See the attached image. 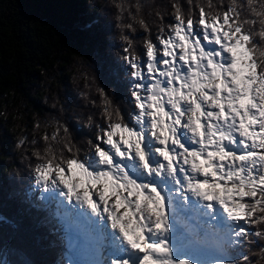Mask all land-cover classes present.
Wrapping results in <instances>:
<instances>
[{"label": "snow or ice", "instance_id": "1", "mask_svg": "<svg viewBox=\"0 0 264 264\" xmlns=\"http://www.w3.org/2000/svg\"><path fill=\"white\" fill-rule=\"evenodd\" d=\"M175 21L159 46L147 42L146 73L138 57L128 58L138 129L111 124L99 137L111 151L97 146L91 162L49 160L35 169L37 186L110 226V264H187L166 243L174 194L157 180L171 182L202 215L232 222L220 236L225 248L250 235L244 225L264 221V73L252 38L233 26L230 9Z\"/></svg>", "mask_w": 264, "mask_h": 264}, {"label": "trees", "instance_id": "2", "mask_svg": "<svg viewBox=\"0 0 264 264\" xmlns=\"http://www.w3.org/2000/svg\"><path fill=\"white\" fill-rule=\"evenodd\" d=\"M112 1L0 0V246L11 264H27V257L28 264H56L60 252L51 251L54 242L47 222L18 196L17 175L12 170L24 168L26 144L42 152L51 148L57 154L68 149L64 146L68 141L72 147L80 146L76 136L88 138L82 127L93 128V119L105 118L96 85L101 78L107 85L114 83L112 94L105 91L109 99L125 96L123 86H117L118 76L109 70L117 68L112 50L120 35L117 15L107 5ZM159 1L116 3L128 5L133 15L131 6L138 4L144 20L154 15ZM179 1L191 11H215L221 17L228 9V3L219 0H209L210 6L202 8L196 7V0L191 6L187 0ZM133 26L140 31L139 25ZM74 114H82L81 119L89 115L78 123ZM255 245L246 253L250 264L264 262V240L259 238Z\"/></svg>", "mask_w": 264, "mask_h": 264}, {"label": "clouds", "instance_id": "3", "mask_svg": "<svg viewBox=\"0 0 264 264\" xmlns=\"http://www.w3.org/2000/svg\"><path fill=\"white\" fill-rule=\"evenodd\" d=\"M188 4L191 6L193 3V0H187ZM209 0H196V7L202 8V7H208ZM117 7L120 9L121 12H128L129 18L133 21V24L139 25V27L145 32L148 33L150 31L149 25L141 18V8L137 5H132L131 7L135 8V15L132 14L131 11H129L128 5H121L118 4ZM173 12L172 15L174 17H177L178 15L184 19L185 14L183 13L179 0H175L172 4ZM214 8V6H211ZM228 9L231 10V15L233 17L237 18L236 23H234L235 26H239L243 29H245V32L248 33L252 38V43L250 45V48L252 50L253 56H255V61L262 73H264V0H228ZM210 17L219 15V13H216L215 11L207 13ZM158 15H160L158 13ZM251 17H254L255 19H251ZM118 23L117 28L120 31L119 40L122 41L124 44H126L128 47L125 49V51L131 49L133 47V40L129 38L128 35H125V30L131 31L133 33L136 32V28L133 26V24L128 23H120L121 16L116 17ZM187 19H192V12L191 8L189 9V12L187 13ZM255 22V23H253ZM257 24L259 27V30H253L252 25ZM245 26H248L247 28ZM162 30V29H161ZM259 37L260 43L257 44L255 42L256 38ZM150 40L145 37L144 45L146 46L147 42ZM129 55H133V53L129 52ZM135 57V56H134ZM100 91V96L102 98V104L104 106L103 115L110 121H114L112 124H121L122 118L120 111L118 108L114 107L112 104V101L103 93V91ZM92 124L91 118L88 120V125ZM63 127V126H62ZM65 138L67 137L68 130L67 128H64ZM66 148H69L71 150V142L68 141L64 145ZM51 148L45 149V154L51 153ZM37 155H39L37 153ZM257 225L264 224V221L257 220L254 222ZM255 233H260L261 235L256 237H259L261 240H264V231H256ZM243 240L250 241V236L246 235L243 237ZM264 251V250H262ZM250 264V262H249ZM258 264H264V262H258Z\"/></svg>", "mask_w": 264, "mask_h": 264}, {"label": "rangeland", "instance_id": "4", "mask_svg": "<svg viewBox=\"0 0 264 264\" xmlns=\"http://www.w3.org/2000/svg\"><path fill=\"white\" fill-rule=\"evenodd\" d=\"M103 1L106 2V0H103ZM219 1L224 4V1H226V0H219ZM116 2H118V0H113L112 3L109 2L107 4L108 8H110L112 11H114L115 15L121 16V20L120 21H122L123 23L132 24V20L129 18L128 12L127 11L126 12H121L120 9L117 7L118 4ZM137 2H142V0H137ZM173 2H171V0H160L158 2L159 6L157 7L156 11L154 12V15L151 16L152 13L149 16L146 15L145 19H144V21L149 25L150 31L148 33H145L142 29H140V31L136 30V32H138L137 35L140 38H144L152 30H160V31H162L164 33L168 32L169 31V27L176 23L175 17L172 15V12H173L172 4H173ZM179 2H182V1H179ZM113 4L114 5L116 4V5L114 6ZM112 5H113V9H112ZM180 7H181L183 13L185 14L184 19L187 20V13L189 12V6L180 5ZM191 12H192V19L193 20H198L199 17H200V12L197 11V10L196 11H191ZM158 13L160 15H158ZM127 33L131 34L132 32L125 30L124 34L126 35ZM119 34H120V32H119ZM149 39H150V37H149ZM255 42L257 44L260 43L259 37L256 38ZM116 48H114V50H112V51H114L112 53L114 55V57H115L116 54H119L121 52V50H118ZM109 70L111 71V73L113 75L119 76V72H118V69L116 67H111V68H109ZM99 82H100V79L97 80L96 85L98 86L99 90H101ZM99 95H100V92H99ZM97 99H98V96H97ZM78 101H80V100L77 99L76 102H74V103H78ZM96 107L97 106H95V108ZM81 116H82V114L81 115L74 114V120L75 121L76 120H82ZM74 123L77 124L76 122H74ZM72 139H74V137H72ZM30 144L31 143H27L26 144L27 148L25 150L26 151L25 152V156H27L26 157L27 160L24 159V162H23V163H25L24 168H25L26 172H28V168L30 167V164L34 161V159H33L34 158V154H36L37 151H40L38 148H36L35 146L30 145ZM27 150H29L30 152H28ZM12 172L18 173L19 174L18 176H19V178H20V180L22 182H25V181H27L30 178L26 173L25 174H20V172H22V170H20V169H16L15 168L14 170H12ZM261 226H262V224L259 225V229L258 230H260ZM17 227H18V225H17ZM258 239H259V237H256V240H258ZM255 246L256 245L254 243L253 247H255ZM210 247H212V246L210 245ZM197 262H198V260L196 259L192 264H200L199 262L198 263Z\"/></svg>", "mask_w": 264, "mask_h": 264}, {"label": "bare ground", "instance_id": "5", "mask_svg": "<svg viewBox=\"0 0 264 264\" xmlns=\"http://www.w3.org/2000/svg\"><path fill=\"white\" fill-rule=\"evenodd\" d=\"M198 234H195L194 236H197ZM187 236H189V237H191L190 235H187ZM177 257H178V255H179V253H174Z\"/></svg>", "mask_w": 264, "mask_h": 264}]
</instances>
